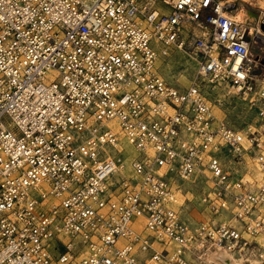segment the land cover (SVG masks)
I'll return each mask as SVG.
<instances>
[{
  "label": "built area",
  "instance_id": "2783aa9c",
  "mask_svg": "<svg viewBox=\"0 0 264 264\" xmlns=\"http://www.w3.org/2000/svg\"><path fill=\"white\" fill-rule=\"evenodd\" d=\"M237 9L0 0V264L264 260V44ZM171 47L197 67L183 90L159 71ZM202 80L247 98L255 124L216 116Z\"/></svg>",
  "mask_w": 264,
  "mask_h": 264
},
{
  "label": "rangeland",
  "instance_id": "374dc122",
  "mask_svg": "<svg viewBox=\"0 0 264 264\" xmlns=\"http://www.w3.org/2000/svg\"><path fill=\"white\" fill-rule=\"evenodd\" d=\"M235 1L237 8L239 7L240 9H243L245 13H247V11L257 13L258 17H250L246 14L245 20L255 27V32L260 36L261 43L264 44V27L259 25V21L264 19V4H262L260 0ZM157 63L161 75L167 80V82L181 90L187 88L195 78L197 70L195 61L188 53H185L181 49L175 47L169 48L166 53L159 56ZM197 81H199V79H197ZM199 84L205 92L208 100L211 102L212 110L216 116L224 118L230 125L237 128H241L247 124H255V108L250 105L248 99L242 96V94L228 91L220 86L212 87V85L204 80L200 81ZM135 155L136 151L133 147L126 145V160H130ZM191 191L192 194L189 193L187 195L191 200H185L182 214L184 216L191 215L196 219L200 217L198 211H201V206L199 204L200 188L194 187ZM235 257L244 258L247 261L258 259L259 264H261L260 259L256 258V256Z\"/></svg>",
  "mask_w": 264,
  "mask_h": 264
},
{
  "label": "bare ground",
  "instance_id": "6f19581e",
  "mask_svg": "<svg viewBox=\"0 0 264 264\" xmlns=\"http://www.w3.org/2000/svg\"><path fill=\"white\" fill-rule=\"evenodd\" d=\"M242 1H245V0H242ZM260 2L264 4V0H260ZM246 14L249 15L250 17L257 16V13H254L252 11H247V13H245L243 9L239 8L236 13V18L239 20H245ZM206 259L208 262L215 263V264H259L258 259H252L251 261H247L244 258H236L231 253L223 251V250H218V249L212 250L207 255Z\"/></svg>",
  "mask_w": 264,
  "mask_h": 264
},
{
  "label": "crops",
  "instance_id": "0c3cea01",
  "mask_svg": "<svg viewBox=\"0 0 264 264\" xmlns=\"http://www.w3.org/2000/svg\"><path fill=\"white\" fill-rule=\"evenodd\" d=\"M257 239H258L260 242H264V234L258 236ZM256 258H259V257L256 256ZM259 259H260L261 264H264V260H262L261 258H259Z\"/></svg>",
  "mask_w": 264,
  "mask_h": 264
},
{
  "label": "water",
  "instance_id": "95a60500",
  "mask_svg": "<svg viewBox=\"0 0 264 264\" xmlns=\"http://www.w3.org/2000/svg\"><path fill=\"white\" fill-rule=\"evenodd\" d=\"M262 27H264V25H262Z\"/></svg>",
  "mask_w": 264,
  "mask_h": 264
}]
</instances>
